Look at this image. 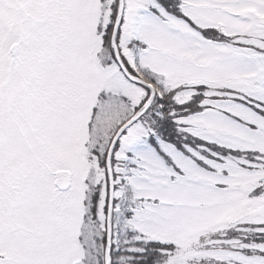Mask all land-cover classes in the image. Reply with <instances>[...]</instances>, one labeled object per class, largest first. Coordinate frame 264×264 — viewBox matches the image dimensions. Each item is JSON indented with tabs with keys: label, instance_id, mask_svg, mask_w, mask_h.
Segmentation results:
<instances>
[{
	"label": "snow or ice",
	"instance_id": "obj_1",
	"mask_svg": "<svg viewBox=\"0 0 264 264\" xmlns=\"http://www.w3.org/2000/svg\"><path fill=\"white\" fill-rule=\"evenodd\" d=\"M0 264H264V0H0Z\"/></svg>",
	"mask_w": 264,
	"mask_h": 264
}]
</instances>
